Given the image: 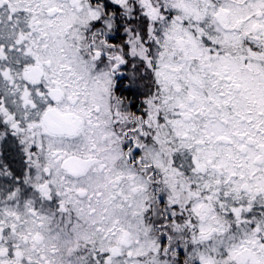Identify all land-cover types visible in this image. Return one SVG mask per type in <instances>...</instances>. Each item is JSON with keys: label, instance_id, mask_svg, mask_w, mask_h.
<instances>
[{"label": "snow or ice", "instance_id": "1", "mask_svg": "<svg viewBox=\"0 0 264 264\" xmlns=\"http://www.w3.org/2000/svg\"><path fill=\"white\" fill-rule=\"evenodd\" d=\"M0 264H264V0H0Z\"/></svg>", "mask_w": 264, "mask_h": 264}]
</instances>
